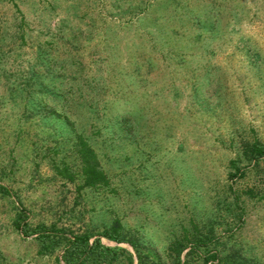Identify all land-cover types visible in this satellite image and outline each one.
Instances as JSON below:
<instances>
[{
    "label": "rangeland",
    "instance_id": "obj_1",
    "mask_svg": "<svg viewBox=\"0 0 264 264\" xmlns=\"http://www.w3.org/2000/svg\"><path fill=\"white\" fill-rule=\"evenodd\" d=\"M80 136L107 185L84 188ZM254 144L264 0H0V264L81 236L117 255L72 264H264Z\"/></svg>",
    "mask_w": 264,
    "mask_h": 264
},
{
    "label": "trees",
    "instance_id": "obj_2",
    "mask_svg": "<svg viewBox=\"0 0 264 264\" xmlns=\"http://www.w3.org/2000/svg\"><path fill=\"white\" fill-rule=\"evenodd\" d=\"M79 140V156L82 165V175L84 177V188H95L102 185H107L109 180L106 178L104 173L98 168L97 155L94 153L87 140L83 137H78ZM254 157L259 159L264 155V150L259 147L258 144L253 145ZM18 229L24 230V220L19 218L17 222ZM119 223L116 222L112 229L108 232H104L102 237L111 240L117 244L123 242L120 237ZM101 237H98L91 241L90 236L74 237L68 241V245L65 248V264H72V260H81L86 257L93 256L99 261L105 262L106 256L117 255L116 250L105 247L100 241ZM184 247L182 250H184ZM135 253L138 256L139 264H142V253L137 246H134ZM181 250V252H182ZM216 257L213 255H206L204 258L205 264H215ZM128 264H133V259L129 255Z\"/></svg>",
    "mask_w": 264,
    "mask_h": 264
}]
</instances>
